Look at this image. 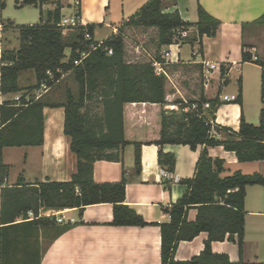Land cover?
I'll return each instance as SVG.
<instances>
[{
	"label": "trees",
	"instance_id": "obj_1",
	"mask_svg": "<svg viewBox=\"0 0 264 264\" xmlns=\"http://www.w3.org/2000/svg\"><path fill=\"white\" fill-rule=\"evenodd\" d=\"M167 1L149 0L120 26L117 34H112L95 50H91L90 46L96 44L93 40L96 25L86 27L92 36L91 40L85 39L83 28L65 36L59 26L64 8L62 0H15L20 7L39 8L40 23L16 27L19 30V48L0 54V93L20 97L19 104L15 100L0 104V186L10 172V167L3 162L5 148L44 145V110L48 107L65 109L64 134L71 140L70 149L77 158V171L70 181L39 182L27 187L20 177L17 186L21 185V188L6 187L3 195H18L24 200L18 204L9 203L13 206L9 216L4 215L6 203L2 204L0 248L6 245L8 231L12 229L26 236L30 228L38 231L42 226H51L61 233L70 227L71 224L59 227L61 224L57 223L55 217L16 223L17 218L27 217L29 211L38 214L40 208H78L82 211L87 206L110 203L114 208L113 226H147L145 220L125 203L127 179L123 178L118 183L98 184L93 177L94 164L102 160L118 161L120 158L116 152L131 145L135 148L136 171L140 173L143 144L160 147L178 144L190 146L192 150L202 146L203 150L194 177L182 181L187 186L186 193L175 204L163 208L171 216V222L161 225L162 264H234L227 255L215 254L211 250L213 242L226 240L236 243L242 256L247 188L264 186V175L235 172L232 176L222 178L224 161L211 158L208 149L223 146L225 150L234 152L240 162L264 161V110L257 126L242 118L239 132L216 127L217 131L225 134L219 139L212 134L215 114L221 104L218 97L208 99L202 94L198 100L180 102L177 111L165 109L168 104L167 77L155 73L152 61L163 62L160 55L162 47L173 44L197 42L202 52L203 37H215L221 25L201 5L198 6V22H186L178 11L165 12ZM46 6L53 8L45 9ZM4 8L5 3L0 0V19ZM255 24L264 25V15ZM0 25L15 27L12 23ZM192 28L194 31H191ZM128 29L157 31L156 53L154 57L147 54L149 61L127 60L128 36L125 31ZM67 48L71 50L68 57L65 53ZM137 48L140 50V47H136V54L139 55ZM110 51L112 54H109ZM82 54L86 56L82 58ZM243 61L250 62L253 58L243 51ZM258 64L263 68L261 80L264 103V63ZM28 71L34 73L36 83L24 89L19 83L20 76ZM68 72L74 73L78 87L76 92L68 89L62 103L45 95L37 98L36 93L44 85L48 89L54 87ZM95 98L99 100L101 111L98 115H90L86 110L88 102ZM234 102L242 104L241 86ZM144 104L155 107L151 110V117L155 123L153 129L158 133L156 139L148 141L129 138L126 134V106ZM204 104H209L210 108L204 110ZM193 105H197V110L192 109ZM159 164L173 172L175 158L160 150ZM191 209L198 211L194 222L187 219ZM201 233L208 235L203 252L189 261H176L179 243L193 241ZM3 258L4 251L0 249V264H5Z\"/></svg>",
	"mask_w": 264,
	"mask_h": 264
},
{
	"label": "crops",
	"instance_id": "obj_2",
	"mask_svg": "<svg viewBox=\"0 0 264 264\" xmlns=\"http://www.w3.org/2000/svg\"><path fill=\"white\" fill-rule=\"evenodd\" d=\"M81 1L82 22L86 26L96 25L93 40L101 45L109 36L117 34L120 26L149 0ZM165 5V12L178 11L182 19L190 23L198 22V6L201 5L221 23L215 37H203L202 52L197 42L162 47L161 56L169 49L172 51L171 61L164 66L168 73L167 80L171 82L173 75L201 76L199 92L194 93V98L190 100H198L202 94L208 99L219 98L221 104L217 108L212 131L219 139L225 134L217 131L216 127L239 132L242 118L249 124L259 125L264 110L261 80L263 68L258 64L264 63V25H257L255 22L264 15V0H168ZM67 6L63 8V15L72 7L70 3ZM1 21L3 20L0 19ZM104 31L108 33L100 40L99 35ZM191 31H194V28ZM185 47H188L189 51L185 52ZM243 51L249 53L252 58L256 56L258 62H244ZM194 52H199V55L194 56ZM203 60L219 63L221 70L223 69L222 77L218 72L214 73L208 87L203 75ZM66 75L64 74L61 80ZM240 86L242 104L223 100L225 96H237ZM77 88H64L56 84L42 95L62 103L64 93L68 89L76 92ZM176 95L173 93L172 97ZM3 98L6 99V96L3 95ZM190 100H184V103ZM180 102L182 101L170 104L168 101L165 109L177 111ZM154 108L148 104L126 106L127 137L140 141L158 137V133L153 129L155 123L151 117V110ZM86 110L90 115H98L101 111L98 98L88 102ZM44 115L43 146L3 150V162L10 167V172L4 184L0 186V219L3 203H6L4 215L9 216L13 208L9 203L18 204L24 200L18 195H3L6 187H22L17 186L20 177L24 179L27 187H31L39 182L70 181L77 171V158L70 149L71 140L64 134L65 109L48 107L45 108ZM160 150L164 154L174 156L173 172L160 166ZM202 150V146L192 150L190 146L178 144H165L161 147L156 144H143L140 173L136 171L135 148L131 145L116 152L120 158L118 161L95 162L93 177L96 183H118L123 178L127 179L125 203L148 225L113 226L114 208L110 203L87 206L82 211L78 208L67 209L66 216L75 218L76 222L61 233L51 226H42L38 231L30 228L26 236L15 229L8 231L6 245L0 248L4 251V263L37 264L39 261V264H162L161 225L171 222V216L164 212L163 208L175 204L186 193L187 186L182 181L194 177ZM208 151L211 158L224 161L222 178L232 176L235 172L264 175V161L240 162L234 152L225 150L223 146L210 147ZM163 170L170 173L171 177H163ZM250 192L253 196L251 205ZM51 210L53 209L40 208L38 214L29 211L27 217L17 218L16 223L49 218L45 215ZM245 210L246 227L242 256L240 257L237 244L228 240L213 242L211 250L215 254L227 255L234 264L264 263V186L247 188ZM197 214L196 209H191L188 212V221H196ZM62 226L63 224L59 227ZM1 227L3 225L0 221ZM207 239L208 235L201 233L193 241L180 242L175 260L189 261L199 256Z\"/></svg>",
	"mask_w": 264,
	"mask_h": 264
},
{
	"label": "rangeland",
	"instance_id": "obj_3",
	"mask_svg": "<svg viewBox=\"0 0 264 264\" xmlns=\"http://www.w3.org/2000/svg\"><path fill=\"white\" fill-rule=\"evenodd\" d=\"M5 3V8L1 11V21L0 23L8 24L12 23L15 27H2V32L0 34L3 35V39L1 40L2 51L5 50H15L19 48L20 40H19V30L18 26L23 25H33L40 23V9L34 6H24L20 7L17 5L15 0H2ZM82 2V1H81ZM64 6H67L68 3L71 5L74 3V0H62ZM52 6H46L45 9H51ZM67 8H69L67 6ZM72 9L69 11H65V15H69ZM107 31L101 32L99 35V39L103 40L107 35ZM125 33L128 36L127 42V60L132 62H147L149 61V57L147 54H151V56H155L156 53V39H157V31L156 30H130L128 29ZM72 34V33H71ZM69 35V34H68ZM145 43V44H144ZM136 47H140V54H136ZM147 51L148 53H146ZM185 52L189 51L188 47H185ZM70 48H67L65 53L67 57L70 55ZM138 58V59H136ZM66 75V74H65ZM200 75L194 74H186V75H173V79L167 80L166 90L167 96L166 98L172 104L175 101H182L193 99L194 93L199 92L200 85ZM20 86L24 89L34 85L36 83L35 75L32 71L23 72L20 76ZM65 87H77V82L75 80V76L73 72H68L66 77L60 82L56 83ZM173 93L177 95L173 96ZM16 95H6L7 100L15 99ZM175 108V107H174ZM173 108V109H174ZM172 109V108H171ZM253 196L250 192L249 195V205L252 204ZM251 208L250 206H248Z\"/></svg>",
	"mask_w": 264,
	"mask_h": 264
},
{
	"label": "built area",
	"instance_id": "obj_4",
	"mask_svg": "<svg viewBox=\"0 0 264 264\" xmlns=\"http://www.w3.org/2000/svg\"><path fill=\"white\" fill-rule=\"evenodd\" d=\"M72 12L69 15H63L61 22L59 24V26L63 29V33L65 36H68V34H70V32L79 30L80 28H83L84 33H85V39L86 40H91L92 36L91 34L87 31V26L85 24H83L82 19H81V0H74V3L72 4ZM2 27L0 25V32H2ZM1 40H2V35L0 34V54L2 53V44H1ZM173 45H178L180 46L181 44H173ZM97 46H100V44H92L90 46L91 50H95ZM172 46V45H171ZM109 54H112V51L109 52ZM194 56L199 55V52H194L193 54ZM86 56V54H82V58H84ZM171 57H172V51L169 49L168 51H166L162 56V61H157V60H153V67L155 68V73L157 75H164L168 78V73L166 72V70L164 69V66L166 64H168L171 61ZM258 58L256 56L253 57V61H257ZM76 64H79V62H76ZM201 64L203 65V75L204 78L206 80V87H208L210 81L213 78L214 73L218 72L220 77H222V70H221V65L219 63H215V62H209V61H202ZM48 90L47 86H43L41 90H39L36 93L37 98H39L40 96H42V94L44 92H46ZM20 97L16 96L15 97V102L18 103ZM236 99V96H232V97H228L225 96L224 97V101H233ZM7 99L3 98V94L0 93V104H3ZM19 104V103H18ZM210 108L209 104H204L203 105V109H208ZM192 109L197 110V105H193ZM161 174L163 175V177L165 178H169L171 177V174L168 173L167 171H161ZM68 210L67 209H63V210H51L49 212L46 213V217L52 218L55 217L56 221L58 224H74L76 222V219L73 217H67ZM30 215H32V213H29Z\"/></svg>",
	"mask_w": 264,
	"mask_h": 264
}]
</instances>
